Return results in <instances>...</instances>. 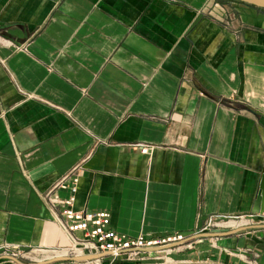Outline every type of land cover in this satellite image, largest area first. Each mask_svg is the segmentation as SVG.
I'll use <instances>...</instances> for the list:
<instances>
[{
    "label": "crops",
    "instance_id": "1",
    "mask_svg": "<svg viewBox=\"0 0 264 264\" xmlns=\"http://www.w3.org/2000/svg\"><path fill=\"white\" fill-rule=\"evenodd\" d=\"M263 172L261 9L0 0V246L69 247L46 196L74 186V209L108 212L119 234L184 235L170 264H264V223L202 232L263 214Z\"/></svg>",
    "mask_w": 264,
    "mask_h": 264
},
{
    "label": "built area",
    "instance_id": "2",
    "mask_svg": "<svg viewBox=\"0 0 264 264\" xmlns=\"http://www.w3.org/2000/svg\"><path fill=\"white\" fill-rule=\"evenodd\" d=\"M7 46H14L11 42ZM22 50L21 46H14ZM143 154L147 153L142 149ZM71 196L63 201L52 199L47 194L46 201L57 212L58 224L69 238V247L47 250L24 251L11 246H0V260L13 259L19 262L35 264H68L65 260L93 256L95 259L78 264H170L171 253L187 244L182 234L159 238L143 236L128 237L113 231L110 227V215L106 211H79L73 207L75 188L71 186ZM264 223V213L239 217L213 216L207 218L202 232L223 233L230 229L252 227ZM230 224H236L235 227ZM252 224V225H251ZM255 224V225H254ZM102 256H105L102 258ZM254 257H257L254 254Z\"/></svg>",
    "mask_w": 264,
    "mask_h": 264
},
{
    "label": "water",
    "instance_id": "3",
    "mask_svg": "<svg viewBox=\"0 0 264 264\" xmlns=\"http://www.w3.org/2000/svg\"><path fill=\"white\" fill-rule=\"evenodd\" d=\"M234 2H238L241 4H245L248 6H252L254 8L257 9H261L264 10V0H231ZM264 201V172L262 173V176L260 178V182H259V188H258V193H257V197H256V206L258 208V210L254 211L255 213H264V208L261 207L262 206V202ZM253 227H246V228H240L237 229L236 231H242V230H247V229H251ZM11 260L17 264H21L19 261L17 260H13V259H8Z\"/></svg>",
    "mask_w": 264,
    "mask_h": 264
},
{
    "label": "rangeland",
    "instance_id": "4",
    "mask_svg": "<svg viewBox=\"0 0 264 264\" xmlns=\"http://www.w3.org/2000/svg\"><path fill=\"white\" fill-rule=\"evenodd\" d=\"M215 2L221 4V6L224 8V7H229L231 6V4H234V3H238V2H234V1H231V0H215ZM248 6V5H247ZM252 7V6H250ZM252 225V224H251ZM255 225V224H254Z\"/></svg>",
    "mask_w": 264,
    "mask_h": 264
},
{
    "label": "bare ground",
    "instance_id": "5",
    "mask_svg": "<svg viewBox=\"0 0 264 264\" xmlns=\"http://www.w3.org/2000/svg\"><path fill=\"white\" fill-rule=\"evenodd\" d=\"M230 225L235 227L236 224H234V225L233 224H230Z\"/></svg>",
    "mask_w": 264,
    "mask_h": 264
},
{
    "label": "trees",
    "instance_id": "6",
    "mask_svg": "<svg viewBox=\"0 0 264 264\" xmlns=\"http://www.w3.org/2000/svg\"><path fill=\"white\" fill-rule=\"evenodd\" d=\"M264 12V10H262Z\"/></svg>",
    "mask_w": 264,
    "mask_h": 264
}]
</instances>
